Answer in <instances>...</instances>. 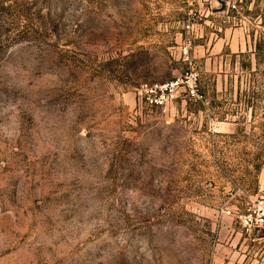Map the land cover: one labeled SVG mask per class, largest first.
I'll use <instances>...</instances> for the list:
<instances>
[{"label": "rangeland", "instance_id": "1", "mask_svg": "<svg viewBox=\"0 0 264 264\" xmlns=\"http://www.w3.org/2000/svg\"><path fill=\"white\" fill-rule=\"evenodd\" d=\"M238 1L0 0V264H264L239 219L264 196V0ZM190 71L202 101L138 96Z\"/></svg>", "mask_w": 264, "mask_h": 264}, {"label": "built area", "instance_id": "2", "mask_svg": "<svg viewBox=\"0 0 264 264\" xmlns=\"http://www.w3.org/2000/svg\"><path fill=\"white\" fill-rule=\"evenodd\" d=\"M209 1L226 6L228 12L238 11L239 8L238 0H192L193 3L198 5ZM184 29L187 32L192 31L191 19L187 25H184ZM191 50L192 43L190 41H187L181 49V56L184 62L189 64L192 63ZM199 83L200 75L195 71H190L171 82L142 84L137 92L148 109H162L174 103L180 95H184L190 100L202 101L203 96L198 91ZM239 219L248 232L255 230L264 231V196L261 197L258 205L246 210L239 216Z\"/></svg>", "mask_w": 264, "mask_h": 264}]
</instances>
